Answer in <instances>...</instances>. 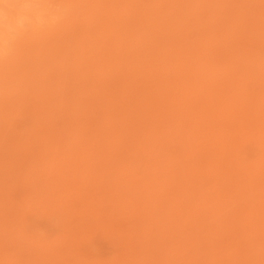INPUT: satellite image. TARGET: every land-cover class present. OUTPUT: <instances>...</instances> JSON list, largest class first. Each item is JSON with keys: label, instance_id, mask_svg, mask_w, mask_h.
I'll list each match as a JSON object with an SVG mask.
<instances>
[{"label": "rangeland", "instance_id": "374dc122", "mask_svg": "<svg viewBox=\"0 0 264 264\" xmlns=\"http://www.w3.org/2000/svg\"><path fill=\"white\" fill-rule=\"evenodd\" d=\"M263 112L264 0H0V264H264Z\"/></svg>", "mask_w": 264, "mask_h": 264}, {"label": "bare ground", "instance_id": "6f19581e", "mask_svg": "<svg viewBox=\"0 0 264 264\" xmlns=\"http://www.w3.org/2000/svg\"><path fill=\"white\" fill-rule=\"evenodd\" d=\"M114 26H115V25H114ZM115 27H117V26H115ZM48 39H49V38H48ZM40 43H42V42H40ZM42 44H43V43H42ZM42 44H41V46H42ZM39 46H40V45H39ZM198 61H199V60H198ZM199 62H200V61H199ZM211 70H212V69H211ZM234 70H237V71H238V68H237V69H234ZM234 70H233V72H234ZM224 71H225V70H224ZM221 72H222V71H221ZM228 72H229V71H228ZM205 73H206V72H205ZM213 73H214V72H213ZM217 73H218V72H217ZM217 73H215L214 75H216ZM230 73H232V71H230ZM238 73H239V71H238ZM200 74H201V71H200ZM232 74H233V73H232ZM220 75H221V74H220ZM234 75H235V73H234ZM212 76H213V74H212ZM237 76H238V75H237ZM237 76H236V77H237ZM201 77H202V75H201ZM218 77H219V76H218ZM203 78H204V77H203ZM229 78H230V77H229ZM237 78H238V77H237ZM237 78H236V79H237ZM187 79H188V77H187ZM233 79H234V76H233ZM231 80H232V78H231ZM234 80H235V79H234ZM185 81H186V80H185ZM226 81H227V79H226ZM229 81H230V80H229ZM235 81H236V80H235ZM235 81H234V82H235ZM199 82H200V81H199ZM236 82H239L238 79H237ZM184 83H185V82H184ZM220 83H221V82H220ZM239 84H240V85H238V86H240V87H239V90H240V88H242V87H241V84H243V82H242V83H239ZM171 85H172V84H171ZM173 85H175V84H173ZM196 85H197V84H196ZM200 85H201V84H200ZM230 85H231V84L229 83V87H230ZM232 85H233V84H232ZM243 85H244V84H243ZM175 86H176V85H175ZM204 86H206V85H204ZM233 86L238 87L235 83H234ZM233 86H232V90H233ZM173 87H174V86H173ZM208 87H210V86H208ZM214 87H215V86H214ZM216 87H218V86L216 85ZM226 87H227V86H226ZM236 87H235V88H236ZM201 88H202V87H201ZM244 88H245V90H246V86H244ZM185 89H186V88H185ZM203 89H204V88H203ZM203 89H202V91H203ZM205 89H206V87H205ZM237 89H238V88H237ZM197 90H198V89H196V91H197ZM200 90H201V89H200ZM212 90H213V88H212ZM229 91H231V90H229ZM234 91H235V90H234ZM234 91H233V92H234ZM170 92L172 93L173 91H170ZM184 92H185V91H184ZM199 92H200V91H199ZM207 92H209V93H210L209 96H211V91H207ZM215 92H216V91H215ZM215 92H214V93H215ZM217 92H218V91H217ZM222 92H223V91H222ZM236 92H237V91H236ZM240 92H241V91H240ZM182 93H183V91H182ZM190 93H191V92H190ZM190 93H187V95L189 96ZM214 93H213V94H214ZM229 93H230V92H229ZM242 93H244V90H243ZM172 94H174V93H172ZM180 94H181V92L179 91L178 95L176 94L177 97L180 96ZM197 94L199 95V93H197ZM207 94H208V93H207ZM216 94H217V93H216ZM232 94H233V93H232ZM237 94H238V96L240 95V94H239V91H238ZM237 94H236L235 97H237ZM246 94H247V91H246L245 95H246ZM182 95L185 96L184 94H182ZM182 95H181L180 99H182ZM192 95H193V94H192ZM243 95H244V94H243ZM169 96H170V95H169ZM196 96H197V95H196ZM196 96H194V98H192V96H191V99H190V100H192V101L194 100V101L198 102V101H197V100H198V97L196 98ZM201 96H202V95H201ZM213 96H214V95H213ZM219 96H220V95H219ZM228 96H229V95H228ZM246 96H247V95H246ZM174 97H176V96H174ZM174 97H172L171 99H174ZM177 97H176V99H177ZM186 97H187V96H185V98H186ZM215 97H216V96H215ZM223 97H224V96H223ZM162 98H163V97H162ZM162 98H161V99H162ZM178 98H179V97H178ZM185 98H184V99H185ZM195 98H196V99H195ZM211 98H212V97H211ZM229 98H231V96H230ZM239 98H241V97H239ZM164 99H165V98H163V100H164ZM184 99H183V100H184ZM201 99H203V98H199V101H200ZM218 99H220V97H218ZM233 99H235V98H233ZM236 99H238V98H236ZM204 100H205V99H204ZM204 100H202V102H203ZM207 100H208V99H207ZM221 100H222V99H221ZM230 100H231V99H230ZM261 100H262V99H261ZM261 100H260V101H261ZM170 101H171V100H170ZM192 101H191V102H192ZM217 101H218V100H217ZM224 101H226V100H224ZM244 101H246V100H244ZM161 102H162V100H161ZM164 102H165V100H164ZM164 102H162V103L164 104ZM179 102H180V101H179ZM183 102H184V101H183ZM186 102H187V101H186ZM207 102H208V101H207ZM171 103H172V102H171ZM200 103H201V101H200ZM160 104H161V103H160ZM174 104H175V103H174ZM183 104H184V103H183ZM194 104H195V103H194ZM201 104H202V103H201ZM204 104H205V103H204ZM206 104H207V103H206ZM218 104H219V103H218ZM171 105H172V104H171ZM178 105H179V104H178ZM190 105H191V104H190ZM219 105L221 106V104H219ZM164 106H165V105H164ZM172 106H173V105H172ZM175 106H176V105H175ZM197 106H198V105H197ZM202 106H203V108H204V105H202ZM210 106H211V105H210ZM210 106H209V107H210ZM217 106H218V105H217ZM160 107H161V106H160ZM170 107H171V106H170ZM183 107L186 109L185 106H183ZM193 107H194V106H193ZM222 107H223V105H222ZM162 108L165 109L164 107H161V109H162ZM188 108H189V106H188ZM191 108H192V107H191ZM195 108H196V107H195ZM206 108H207V107H206ZM161 109H159V112L161 111ZM172 109H173V108H172ZM212 109H214V108H212ZM156 110H157V109H156ZM167 110H168V109H167ZM170 110H171V109H170ZM174 110H176V109L174 108ZM193 110H194V109H193ZM197 110H198V109H197ZM202 110H203V109H202ZM262 110H263V108H262ZM164 111H165V110H164ZM200 111H201V110H200ZM213 111H214V110H213ZM126 112H127V111H126ZM162 112H163V111H162ZM169 112H170V111H169ZM171 112H172V110H171ZM171 112H170V113H171ZM175 112H177V111H175ZM180 112H181V111H180ZM186 112H187V111H186ZM206 112H208V111H206ZM210 112H211V111H210ZM173 113H174V111H173ZM177 113H178V112H177ZM177 113H176V114H177ZM192 113H193V112H192ZM197 113H198V111H197ZM200 113H201V112H200ZM204 113H205V111H204ZM204 113H203V114H204ZM131 114H132V113H131ZM206 114H207V113H206ZM211 114H212V112H211ZM263 114H264V112H263ZM173 115H174V114H173ZM178 115H179V113L177 114V116H178ZM197 115H198V114H197ZM216 115H217V113H216ZM126 116L128 117V115H126ZM130 116H131V115H130ZM130 116H129V119L131 118ZM167 116H168V115H167ZM174 116H175V115H174ZM182 116H183V114H182ZM204 116H206V117L203 118V119H205V120H207L206 118H209V116H207V115H204ZM261 116H262V115H261ZM261 116H259V117H261ZM263 116H264V115H263ZM163 117H165V116H163ZM170 117H171V119H173L172 116H170ZM180 117H181V116H180ZM180 117H178V118H180ZM186 117L188 118V116H186ZM192 117H193V116H192ZM214 117H215V115H214ZM214 117L211 118V121H212V119H213ZM158 118H159V117H158ZM160 118H161V117H160ZM160 118H159V119H160ZM174 118H175V117H174ZM178 118L176 119V121L178 120V123H180V120H181V119H178ZM190 118H191V117H190ZM216 118H217V117H216ZM171 119H169V120H171ZM183 119H185V116H184ZM199 119H200V118H199ZM199 119H198V120H199ZM259 119H261V118H259ZM262 119H264V118H262ZM130 120H131V119H130ZM162 120L164 121V119H162ZM195 120H196V119H195ZM198 120H197L196 123H198ZM214 120H215V119H214ZM163 121H162V122H163ZM184 121H185V120H184ZM207 121H208V120H207ZM209 121H210V119H209ZM159 122H160V121H159ZM182 122H183V121L181 120V123H182ZM190 122H191V120H190ZM258 122H259V121H258ZM170 123H172V121H171ZM191 123H193V119H192V122H191ZM194 123H195V121H194ZM194 123H193V124H194ZM200 123H201V122H200ZM161 124H162V123H161ZM174 124H175V123H174ZM174 124H173V125H174ZM204 124H205V123H204ZM182 125H183V124H182ZM188 125H189V124H188ZM200 125H201V124H200ZM194 126L196 127V125H194ZM206 126H207V124H206ZM261 126H262V125H261ZM191 127H192V126H191ZM263 127H264V126H263ZM197 128H198V127H197ZM260 128H262V127H260ZM263 129H264V128H263ZM200 130H202V129H200ZM205 130H206V128H205ZM213 130L215 131V129H213ZM260 130H261V129H260ZM206 131H211V130H210V129H209V130L207 129ZM191 134H192V133H191ZM200 134H201V133H200ZM146 135H147V134H146ZM191 136H192V135H191ZM201 136H203L202 138H204V135H201ZM205 136H208V135H205ZM209 136H210V135H209ZM217 137H218V136H217ZM190 138H191V137H190ZM193 138H194V137H193ZM193 138H192V139H193ZM215 138H216V137H215ZM160 139H161V138H160ZM209 139H210V138H209ZM219 139H220V138H219ZM200 140H201V139H200ZM216 140H217V139H215V141H216ZM194 141L196 142V139H194ZM206 141H207V139H206ZM217 141L219 142V140H217ZM220 141H221V140H220ZM159 142H160V141H159ZM191 142H192V141H191ZM191 142H190V144L192 145ZM204 142H205V141H204ZM206 143H207V142H206ZM209 143H210V142H209ZM221 143H222V142H221ZM219 144H220V142L218 143V145H219ZM222 144H223V143H222ZM198 145H199V144H198ZM202 145H203V144H202ZM214 145H216V143H214ZM224 145H225V144H223V146H224ZM192 146H193V145H192ZM206 146L208 147V145H206ZM216 146H217V145H216ZM217 147H220V146H217ZM184 148H186V147H184ZM188 148H190V147H188ZM188 148H187V150H188ZM192 148H193V147H192ZM192 148H191V149H192ZM212 148H213V147H212ZM199 149H200V148H199ZM217 149H218V148H217ZM219 149H220V148H219ZM184 150H185V149H184ZM184 150H183V151H184ZM193 150H194V148L192 149V151H193ZM213 150H214V149H213ZM213 150L211 149V151H213ZM196 151H197V150H196ZM196 151H194L193 153H195ZM207 151H208V150H207ZM214 151H215V150H214ZM214 151H213L214 154H217V153H218V151H217L216 153H215ZM188 153H189V152H188ZM196 153H197V152H196ZM226 153H229V152H226ZM226 153H225V154H226ZM189 154H190V153H189ZM204 154H206V153L204 152ZM214 154H213V156H215ZM219 154H220V153H218V156H219ZM183 155L185 156L186 154H183ZM183 155H181V156H183ZM207 155H208V154H207ZM228 155H229V154H228ZM202 156H203V155H202ZM210 156H211V154H210ZM221 156H222V155H221ZM166 157H167V156H166ZM166 157H165V158H166ZM203 157H204V156H203ZM215 157H216V156H215ZM228 157H229V156H228ZM228 157H227V158H228ZM165 158H164V159H165ZM170 158H171V157H170ZM224 158H225V155H224V157H223V163H222V164H224ZM187 159H188V158H187ZM201 159H202V158H201ZM213 159H215V158H213ZM217 159H219V158L217 157ZM151 160H152V156H151ZM166 160H168V157H167ZM170 160H171V159L168 160L169 163L171 162ZM172 160H173V159H172ZM175 160H176V159H175ZM175 160H174V161H175ZM208 160H209V158L207 159V161H208ZM227 160H228V159H227ZM168 161H167V163H165V164H168ZM181 161H183V160H181ZM188 161H191V162H192V159L190 158V160H188ZM193 161H194V160H193ZM202 161H203V160H202ZM212 161H213V160H212ZM101 162H102V161H101ZM153 162H154V161H153ZM155 162L158 163V162H157V156H156V160H155ZM155 162H154V163H155ZM163 162H164V161H163ZM165 162H166V161H165ZM191 162H190V163H191ZM199 162H200V160H199ZM203 162H204V161H203ZM209 162H210V161H209ZM209 162L206 164V166H207L208 164L211 165V163H209ZM219 162H221V161H219ZM225 162H226V161H225ZM105 163H107V162H105ZM105 163H104V164H105ZM181 163H182V162H181ZM194 163H195V161H194ZM213 163H214V161H213ZM151 164H152V162H151ZM175 164H176V162H175ZM192 164H193V163H192ZM192 164H191V166H192ZM198 164H199V163H198ZM201 164H202V162H200L199 165L201 166ZM220 164H221V163H220ZM222 164H221V165H222ZM106 165H107V164H106ZM149 165H150V164H149ZM154 165H155V164H154ZM154 165L152 164V167H153ZM199 165H198V167H197V166H196V167H197V168H200ZM203 165H204V163L202 164V166H203ZM104 166H105V165H104ZM193 166H194V165H193ZM218 166H219V165H218ZM87 167H89V165H88V166L86 165L84 168H85V169H88ZM146 167H147V166H146ZM155 167H156V166H155ZM178 167H179V166H178ZM183 167H184V163H183ZM183 167H182V168H183ZM188 167H189V166H188ZM105 168H106V167H105ZM156 168H157V167H156ZM159 168H160V167H159ZM159 168H158V169H159ZM189 168H190V167H189ZM192 168H193V167H192ZM194 168H195V166H194ZM194 168H193V169H194ZM203 168H204V167H203ZM206 168H207V167H206ZM209 168H210V167L208 166V169H209ZM85 169H84V170H85ZM106 169H107V168H106ZM176 169H177V167H176ZM178 169H179V168H178ZM100 170H101V169H100ZM153 170H154V169L152 168V171H153ZM156 170H157V169H156ZM170 170H171V169H170ZM172 170L174 171V169H172ZM81 171H83V169H82ZM86 171H87V170H86ZM86 171H85V172H86ZM102 171H103V170H102ZM105 171H106V170H104V173H105ZM147 171H148V167H147L146 172H147ZM152 171H151V172H152ZM161 171H162V170H159V173H160ZM176 171H178V170H176ZM176 171H174V172H176ZM179 171H180V169H179ZM191 171H192V170H191ZM193 171H194V170H193ZM199 171H200V170H199ZM204 171H205V170H204ZM223 171H224V170H223ZM87 172H88V171H87ZM168 172H169V170H168ZM180 172H181V171H180ZM189 172H190V171H188V173H189ZM82 173L84 174V172H82ZM108 173L110 174V172H108ZM108 173H107V175H108ZM162 173H163L162 175H166V174H165V173H166L165 171H162ZM188 173H187V174H188ZM194 173H195V175H197V174H198V170H197V173H196V172H194ZM238 173H239V172H238ZM223 174H224V173H223ZM84 175H85V174H84ZM174 175H175V174H174ZM199 175H200V174H199ZM202 175H204V173H203ZM256 175H257V174H256ZM101 176H102V175H101ZM105 176H106V174H105ZM110 176H111V175H110ZM175 176H176V175H175ZM179 176H180V174H179ZM186 176H188V175H186ZM205 176H206V175H205ZM222 176H223V175H222ZM85 177H86V176H84L83 178H85ZM87 177H88V176H87ZM103 177H104V175H103ZM103 177H102V178H103ZM161 177H162V176H161ZM163 177H164V176H163ZM171 177H172V176H171ZM171 177H170V178H171ZM180 177H181V176H180ZM104 178H105V177H104ZM107 178H109V176H108ZM170 178H168V181L171 182ZM191 178H192V177H191ZM194 178H195V177H194ZM198 178H200V177H198ZM213 178H214V176H213L211 179H213ZM160 179H161V178H160ZM162 179H163V178H162ZM174 179H176V177H175ZM211 179H210V180H211ZM85 180L87 181V178H85ZM101 180L103 181V179H101V177H100V181H101ZM140 180H141V179L139 178V181H140ZM165 180H167L166 177H165ZM192 180H193V179H192ZM81 181L84 182L83 179H82ZM81 181L79 182V184L81 183ZM100 181H99V182H100ZM141 181H142V180H141ZM199 181H200V180H199ZM201 181H202V180H201ZM90 182H91V181H90ZM99 182H98V183H99ZM213 182H214V181H213ZM77 183H78V181H77ZM84 183H85V182H84ZM103 183H104V182H103ZM193 183H194V182H193ZM202 183L204 184V181H202ZM205 183H206V181H205ZM210 183H211V182H210ZM101 184H102V182H101ZM197 184H198V183H197ZM77 185H78V184H77ZM81 185H82V184H80L79 186H81ZM99 185H100V184H99ZM163 185H164V184H163ZM171 185H172V183H171ZM212 185H213V184H212ZM82 186H83V185H82ZM82 186H81V187H82ZM106 186H107V185H106ZM161 186H162V185H161ZM166 186H167V185H166ZM173 186H174V185H173ZM173 186H172V187H173ZM175 186H176V185H175ZM100 187H102V188L104 189L105 186H104V187H103V186H100ZM165 188H166V187H165ZM196 188H197V187H195V190H196ZM221 188H222V187H221ZM107 189H108V187H107ZM159 189H160V188H159ZM172 189H173V188H172ZM178 189H179V188H178ZM182 189H183V188H182ZM202 189H203V188H202ZM214 189H216V188H214ZM219 189H220V188H219ZM100 190H101V189H100ZM204 190H205V189H204ZM204 190L201 191V192H204ZM103 191H105V189H104ZM162 191H163V190H162ZM162 191H161V192H162ZM168 191H170V190H168ZM175 191L177 192V191H181V190H177V189H176ZM216 191H217V190H216ZM216 191H214L215 193H213V197H215V198H216V196H214V194L218 193V192H216ZM220 191H223V190H220ZM164 192H166V191H164ZM206 192H207V190H206ZM223 192H224V191H223ZM154 193H155V192H154ZM157 193H158V191L156 190V194H157ZM170 193H171V192H170ZM173 193H174V192H173ZM220 193H221V192H220ZM201 194H202V193H201ZM211 194H212V193H211ZM221 194H222V193H221ZM167 195H170V194H167ZM203 195H204V194H203ZM206 195H208V194H206ZM218 195H219V194H218ZM152 196H153V195H152ZM158 196H159V194L157 195V197H158ZM210 196H212V195H210ZM154 197H155V194H154ZM157 197H156V198H157ZM213 197H212V200H213ZM227 197H228V196H227ZM159 198H160V196H159ZM182 198H183V197H182ZM182 198H181V199H182ZM186 198H187V197H186ZM206 198H207V197H206ZM217 198H219V197H217ZM223 198H224V197H223ZM184 199H185V198H184ZM184 199H183V200H184ZM225 199H227V198H225ZM231 199H232V198H231ZM152 200H153V199H152ZM207 200H208V198H207ZM215 200H216V199H215ZM215 200H214V203L216 202ZM227 200H229L228 202H230V198H228ZM205 201H206V199H205ZM217 201H218V200H217ZM190 202H191V201H190ZM207 202H208V201H207ZM207 202H206V203H207ZM152 203H153V202H152ZM179 203H180V202H179ZM179 203L176 204V207H177V205L179 206ZM218 203H219V202H217L216 205L219 207ZM230 203H231V202H230ZM69 204H70V203H69ZM180 204H181V203H180ZM188 204H189V201H188ZM188 204H187V205H188ZM200 204L202 205L201 201H200ZM211 204H213V202H212ZM221 204H222V202H221ZM226 204H227V203H226ZM204 205H205V204H204ZM228 205H229V203H228ZM207 206H208V205H207ZM209 206H210V204H209ZM224 206H225V204H224ZM224 206H223V207H224ZM249 206H250V205H249ZM70 207H72V206H70ZM160 207H161V206H159L157 209H159ZM203 207H204V206H203ZM203 207H202V208H203ZM228 207H230V206H228ZM256 207H257V206H256ZM161 208H162V207H161ZM161 208H160V209H161ZM208 208H209V207H208ZM210 208H211V207H210ZM213 208H214V207H213ZM213 208H212V209H213ZM216 208H217V207H216ZM216 208H214V209L216 210ZM242 208H243V207H242ZM244 208H245V207H244ZM244 208H243V209H244ZM247 208H248V206L246 207V209H247ZM170 209H171V208H170ZM198 209H199V208H198ZM203 209H204V208H203ZM219 209H223V208L220 207ZM227 209H228V208H227ZM235 209H236V208H235ZM251 209H252V208H251ZM255 209H256V208H255ZM162 210H165V209L162 208ZM167 210H168V209H167ZM167 210H166V211H167ZM176 210H177V209H176ZM199 210H201V209H199ZM199 210H198V213H200ZM206 210H207V209H205V211H206ZM209 210H210V209H209ZM209 210H208L207 212H209ZM225 210H226V209H225ZM236 210H238V208H237ZM241 210H242V209H241ZM249 210H250V208H249ZM252 210H253V209H252ZM252 210H251V211H252ZM262 210H263V208H262ZM153 211H154V210H153ZM166 211H165V212H166ZM177 211H180V210H177ZM201 211H203V210H201ZM210 211L212 212L213 210H210ZM216 211H217V210H216ZM223 211H224V210H222V212H223ZM227 211L230 212V211H232V210H227ZM244 211H245V210H244ZM161 212H162V211H160V213H161ZM168 212H169V211H167L166 213H168ZM217 212H218V211H217ZM220 212H221V211H220ZM224 212L226 213V211H224ZM237 212H239V210H238ZM237 212H236V213H237ZM257 212H258V211H257ZM150 213H151V212H150ZM172 213H174V212L172 211ZM194 213H196V211H195ZM236 213H234L233 215H236ZM239 213L241 214L242 212H239ZM249 213H250V211H249ZM251 213H253V212H251ZM255 213H256V212H255ZM259 213H260V212H259ZM148 214H149V213H148ZM162 214H163V213H162ZM168 214H169V213H168ZM174 214H175V213H174ZM177 214H178V212H177ZM179 214H180V213H179ZM207 214H208V213H207ZM207 214H206V215H207ZM220 214H221V213H220ZM220 214H219V215H220ZM164 215H165V213H164ZM170 215H171V214H170ZM170 215H169V216H170ZM188 215H191V210H190V212H189ZM188 215H186V217H187ZM206 215H204V216H206ZM233 215H232V216H233ZM254 215H255V214H254ZM152 216H153V213H152ZM169 216H168V217H169ZM175 216H176V214H175ZM196 216H197V214L195 215V218H198V217H196ZM204 216H203V217H204ZM207 216H208V215H207ZM211 216H212V215H211ZM214 216H215V215H214ZM216 216H217V215H216ZM221 216H222V215H221ZM237 216H239V218H240V215H239V214H237ZM241 216H242V215H241ZM247 216H248V214H247ZM247 216H246V213H245V217H246V218H247ZM164 217H165V216H164ZM168 217H165V218L168 219ZM191 217H192V219H193V215H192ZM209 217H210V215H209ZM209 217H208V218H209ZM235 217H236V216H235ZM243 217H244V216H243ZM250 217H251V215H250ZM161 218H162V217H161ZM161 218H160V216H159V217H158V220H160ZM169 218H172V216H170ZM199 218H200V217H199ZM199 218H198V221H200L201 224H202V223H203V222H202L203 220H199ZM208 218H206V219H208ZM223 218H224V217H223ZM232 218H233V217H232ZM167 219H166V220H167ZM172 219H173V218H172ZM175 219H176V218H175ZM179 219H180V217H179ZM183 219H184V218H183ZM186 219H187V221H188V218H186ZM204 219H205V218H204ZM225 219H226V218H225ZM146 220H147V219H146ZM173 220H174V219H173ZM180 220H181V219H180ZM233 220H234V218H233ZM237 220H238V219H237ZM239 220H240V219H239ZM252 220H253V218H252ZM171 221H172V220H171ZM184 221H185V220H184ZM193 221H194V219H193ZM223 221H224V220H223ZM165 222H166V221H165ZM189 222H190V218H189ZM225 222H226V221H225ZM244 222H245V221H244ZM249 222H251V221H249ZM255 222H256V221H255ZM147 223H148V222H147ZM161 223H162V222H161ZM196 223L198 224L197 221H196ZM223 223H224V222H223ZM227 223H228V221H227ZM259 223H260V222H259ZM163 224H165V223H163ZM163 224H162V225H163ZM173 224H174V223H173ZM183 224H184V222H183ZM183 224L181 223V226H182ZM190 224H191V223H190ZM197 224H196V226H197ZM253 224L255 225L254 222H253ZM162 225L160 224L159 227H161ZM166 225H167V224H166ZM174 225H175V224H174ZM174 225H173V226H174ZM187 225H188V224H185V229L188 227ZM202 225H204V223H203ZM213 225H214V223H213ZM223 225H225V223H224ZM223 225H222V227H223ZM176 226H177V225H176ZM176 226H175V227H176ZM200 226H201V225H200ZM200 226H199V224H198V227H200ZM226 226L228 227L229 225L226 224ZM226 226H225V227H226ZM257 226H259V225H257ZM166 227H167V226H166ZM177 227H178V226H177ZM177 227H176V228H177ZM204 227H206V226H204ZM212 227H213V226H212ZM225 227H224L223 229H225ZM162 228L165 230L164 227H162ZM162 228H161V229H162ZM167 228H168V227H167ZM182 228H183V227H182ZM213 228H214V227H213ZM177 229H178V228H177ZM149 230H150V229H149ZM149 230H147V231L149 232ZM164 230H161V231H164ZM151 231H152V230H151ZM211 231H214V234H215V232H216L215 229H214V230L212 229ZM154 232H155V234H157L155 230H154ZM150 234H151V233H150ZM150 234H149V235H150ZM163 234H164V233H163ZM214 234L212 233L211 236L214 235ZM219 234H220V232H219ZM219 234H217V236L220 237L221 235H219ZM217 236H216V237H217ZM222 236H223V235H222ZM147 237H148V236H147ZM150 237H153V236L151 235ZM208 237H209V235H208ZM145 238H146V237H145ZM157 238H158V236H157ZM222 238H223V237H222ZM222 238H220V239H222ZM149 239H150V238H149ZM187 239H188V238H187ZM211 239H212V240H213V239L216 240V238L213 237V236H212ZM211 239H210V241H211ZM220 239H219V240H220ZM146 240H147V239H145V241H146ZM150 240H151V239H150ZM163 240L165 241V238H163ZM188 240H190V239H188ZM191 241H192V240H191ZM191 241H189V243H191ZM244 241H245V240H244ZM187 242H188V241H187ZM212 242H213V241H212ZM215 243H216V242H215ZM218 243H219V242H218ZM220 243H222V242L220 241ZM245 243H247V242L245 241ZM216 244H217V243H216ZM216 244H215V245H216ZM189 245H190V244H189ZM244 245H246V244H244ZM218 246H219V244H218ZM240 246H242V245H240ZM251 246H252V244H251ZM223 247H224V246H223ZM223 247H222V245H220V248H221V249H222ZM249 247H250V246H249ZM204 248H205V247H204ZM252 250H254V247L252 248ZM177 251H178V250H177ZM179 251H180V250H179ZM255 251H256V250H255ZM203 252H205V251H203ZM260 252H261V251H260ZM260 252H258V253H260ZM180 253H181V252H180ZM180 253H179V254H180ZM182 253H183V252H182ZM185 253H186V252H185ZM256 254H257V252H256ZM256 254H254V256H255ZM261 254H262V252H261ZM45 255H46V253H45ZM204 255H205V254H204ZM263 255H264V254H263ZM49 256H50V255H49ZM182 256H183V255H182ZM257 256H258V255H257ZM260 256H261V255L259 254V257H260ZM146 257L149 258V255H147ZM175 257H176V256H175ZM252 257H253V255H252ZM252 257H251V258H252ZM255 257H256V256H255ZM259 257H258V258H259ZM261 257L263 258V256H261ZM44 258H45V257H44ZM44 258H43V259H44ZM195 258H196V257H195ZM195 258H194V259H195ZM246 258H247V257H246ZM251 260H253V259H251ZM259 260H261V262H262V259L259 258ZM194 261H195V260H194ZM249 261H250V260H249ZM257 261H258V259L256 258L255 262H254V260H253V263H257ZM246 262H247V261H246ZM83 263H84V262H83ZM248 263H249V262H248ZM250 263H251V262H250ZM250 263H249V264H250ZM85 264H86V263H85Z\"/></svg>", "mask_w": 264, "mask_h": 264}]
</instances>
